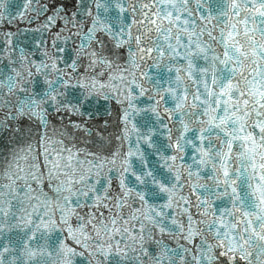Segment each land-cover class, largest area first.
Returning <instances> with one entry per match:
<instances>
[{
    "label": "snow or ice",
    "instance_id": "1",
    "mask_svg": "<svg viewBox=\"0 0 264 264\" xmlns=\"http://www.w3.org/2000/svg\"><path fill=\"white\" fill-rule=\"evenodd\" d=\"M0 264H264V0H0Z\"/></svg>",
    "mask_w": 264,
    "mask_h": 264
}]
</instances>
